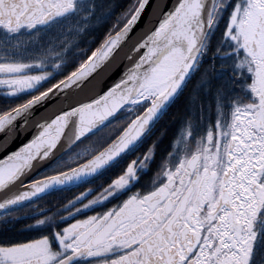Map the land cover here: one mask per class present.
Returning <instances> with one entry per match:
<instances>
[{"label": "snow or ice", "instance_id": "1", "mask_svg": "<svg viewBox=\"0 0 264 264\" xmlns=\"http://www.w3.org/2000/svg\"><path fill=\"white\" fill-rule=\"evenodd\" d=\"M115 7L0 0V146L34 129L0 158V264H264V0H130L72 58Z\"/></svg>", "mask_w": 264, "mask_h": 264}, {"label": "trees", "instance_id": "2", "mask_svg": "<svg viewBox=\"0 0 264 264\" xmlns=\"http://www.w3.org/2000/svg\"><path fill=\"white\" fill-rule=\"evenodd\" d=\"M98 2L110 3L113 5H118V7H115L114 14L109 20L102 22L100 25L96 26V28L89 35L82 38L81 48L88 50L86 53L82 52V53H85V56L83 57L85 59L87 55H90V50H94L95 47L99 45L104 35L107 33L109 28H111L113 22L116 19V16L119 15L120 12L128 6V4L130 3V0H98ZM77 52L78 51H73L72 58H78V56L81 55V53H77ZM210 62H211V54H209V56L205 58L204 60L205 66H207V64ZM185 95H187V91L185 92ZM180 99L182 101L184 97H181ZM4 101L5 99L3 98L0 92V108L4 107ZM178 106H179V102H177V104L172 105L168 109V115L161 121L162 124H167L169 128L177 127L172 121L171 117L177 114ZM213 115H214V110H213ZM116 127H119V123L114 121L113 125L109 126V128L104 129L101 133H98L97 137H94L93 140L95 141L99 139V137L101 136L109 135L112 132L113 128H116ZM153 139H155V137ZM148 144H151V141H149ZM166 144H167V140H165V144L161 145V148L165 147ZM147 146L148 145H145V148ZM64 159L66 160L67 156H65ZM9 219L11 220V223L8 226L7 233L11 238L22 240L26 237H29L35 234V233L29 232L27 229V226L33 223V221L30 220L29 218L26 220L23 218L21 219L20 217H18L17 219L14 217L9 218ZM3 231H4L3 227L0 226V233H2Z\"/></svg>", "mask_w": 264, "mask_h": 264}, {"label": "water", "instance_id": "3", "mask_svg": "<svg viewBox=\"0 0 264 264\" xmlns=\"http://www.w3.org/2000/svg\"><path fill=\"white\" fill-rule=\"evenodd\" d=\"M147 19V13H145L140 21L133 27L130 33V40H135L139 38V35L142 34V30L144 29L145 20ZM127 51V46H124L123 49L119 52V54L115 57V60L109 64L107 67L99 69V75L93 74L95 79L92 80L90 84H86L84 89L80 92V96L84 97L87 95L93 94L98 88L102 85L111 84L113 80L118 78L119 72L121 68L118 66L119 62L123 58L124 52ZM34 129L29 126V129L24 133L20 134L17 138L13 139L7 147L0 146V158H3L7 153L12 151H16L19 147H21L24 143H27L29 139H31L32 133ZM48 162L41 163L38 168L32 170L29 173V176L34 178L39 172L40 169L46 168Z\"/></svg>", "mask_w": 264, "mask_h": 264}, {"label": "rangeland", "instance_id": "4", "mask_svg": "<svg viewBox=\"0 0 264 264\" xmlns=\"http://www.w3.org/2000/svg\"><path fill=\"white\" fill-rule=\"evenodd\" d=\"M77 53H81V55H80V56H78V58H79V57H84V56H85V53H82V52H77ZM77 55H78V54H77ZM78 60H79V59H78ZM78 60H77V63H79V61H78ZM1 87H2V86H1ZM0 92H1V91H0ZM1 95H2V96H4V93H2V92H1ZM18 217H19L18 215H15V217H14V218H16V219H17ZM20 218H21V219L23 218V219H25V220H26V219H28V217H20ZM33 223H34V222H33Z\"/></svg>", "mask_w": 264, "mask_h": 264}, {"label": "flooded vegetation", "instance_id": "5", "mask_svg": "<svg viewBox=\"0 0 264 264\" xmlns=\"http://www.w3.org/2000/svg\"><path fill=\"white\" fill-rule=\"evenodd\" d=\"M146 180H147V178H146ZM98 210H100V209H98ZM21 211H19V212H17V213H20ZM91 214V213H90ZM21 217H27L26 215H25V213H22V215H21Z\"/></svg>", "mask_w": 264, "mask_h": 264}]
</instances>
